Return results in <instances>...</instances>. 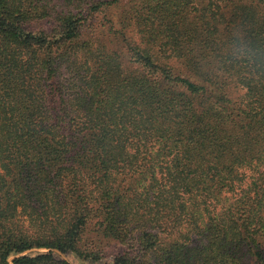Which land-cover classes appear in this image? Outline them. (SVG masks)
Returning <instances> with one entry per match:
<instances>
[{
	"label": "trees",
	"instance_id": "obj_1",
	"mask_svg": "<svg viewBox=\"0 0 264 264\" xmlns=\"http://www.w3.org/2000/svg\"><path fill=\"white\" fill-rule=\"evenodd\" d=\"M114 2L0 0V264H264V0Z\"/></svg>",
	"mask_w": 264,
	"mask_h": 264
},
{
	"label": "rangeland",
	"instance_id": "obj_2",
	"mask_svg": "<svg viewBox=\"0 0 264 264\" xmlns=\"http://www.w3.org/2000/svg\"><path fill=\"white\" fill-rule=\"evenodd\" d=\"M130 8V0H116L114 4L107 9L106 15L103 17L102 14H98L96 19L93 20L95 24L105 23L107 19H111L112 24L115 29H121L122 23H121V16L126 13V10ZM126 25V23H125ZM97 32L95 30V34H98V32H101L104 30L103 25L96 26ZM126 32V35L130 36V28H127L124 30ZM94 33V31L87 33V35H90ZM106 40H111L110 37L102 35ZM122 45V44H121ZM119 45V47L121 46ZM124 56V55H123ZM180 65L178 64V67ZM180 68V67H179ZM23 226L28 225V221L26 219L23 220V218H20L19 221ZM91 240V237H89ZM103 248L102 254H104L103 259L100 260L99 263L101 264H111L112 263V254L116 253L117 251H122L125 249L127 245H122L120 243H114L111 242L109 244H106V240L102 241V244L100 245ZM30 251H46L45 249H32ZM29 252V251H27ZM57 252V251H55ZM59 254V252H57ZM63 258L67 259L71 264H90L87 261H80L74 254L67 253V255L60 254Z\"/></svg>",
	"mask_w": 264,
	"mask_h": 264
}]
</instances>
